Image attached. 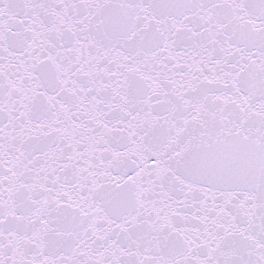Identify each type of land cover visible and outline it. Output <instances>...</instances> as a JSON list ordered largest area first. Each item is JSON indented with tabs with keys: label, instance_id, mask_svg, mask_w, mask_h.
Listing matches in <instances>:
<instances>
[{
	"label": "snow or ice",
	"instance_id": "obj_1",
	"mask_svg": "<svg viewBox=\"0 0 264 264\" xmlns=\"http://www.w3.org/2000/svg\"><path fill=\"white\" fill-rule=\"evenodd\" d=\"M0 264H264V0H0Z\"/></svg>",
	"mask_w": 264,
	"mask_h": 264
}]
</instances>
